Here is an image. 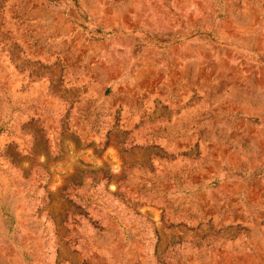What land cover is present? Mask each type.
I'll return each mask as SVG.
<instances>
[{
    "label": "rangeland",
    "instance_id": "rangeland-1",
    "mask_svg": "<svg viewBox=\"0 0 264 264\" xmlns=\"http://www.w3.org/2000/svg\"><path fill=\"white\" fill-rule=\"evenodd\" d=\"M0 264H264V0H0Z\"/></svg>",
    "mask_w": 264,
    "mask_h": 264
}]
</instances>
